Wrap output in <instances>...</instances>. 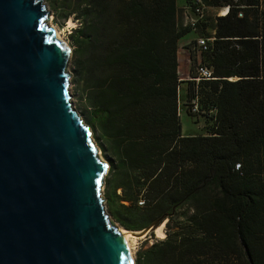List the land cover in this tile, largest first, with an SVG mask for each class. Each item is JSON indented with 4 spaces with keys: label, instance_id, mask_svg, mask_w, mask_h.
<instances>
[{
    "label": "trees",
    "instance_id": "trees-1",
    "mask_svg": "<svg viewBox=\"0 0 264 264\" xmlns=\"http://www.w3.org/2000/svg\"><path fill=\"white\" fill-rule=\"evenodd\" d=\"M201 2L230 8L203 53L212 79L188 80L189 112L214 113V132L192 137L178 115L177 50L197 34L196 78L205 21L184 26L177 0H57L59 18L79 23L72 68L94 111L107 188L121 192L114 219L127 231L165 221V238L136 264H264V0Z\"/></svg>",
    "mask_w": 264,
    "mask_h": 264
},
{
    "label": "water",
    "instance_id": "water-1",
    "mask_svg": "<svg viewBox=\"0 0 264 264\" xmlns=\"http://www.w3.org/2000/svg\"><path fill=\"white\" fill-rule=\"evenodd\" d=\"M50 16L44 0H0V264H131Z\"/></svg>",
    "mask_w": 264,
    "mask_h": 264
},
{
    "label": "rangeland",
    "instance_id": "rangeland-1",
    "mask_svg": "<svg viewBox=\"0 0 264 264\" xmlns=\"http://www.w3.org/2000/svg\"><path fill=\"white\" fill-rule=\"evenodd\" d=\"M44 2L47 4L48 9L51 13L50 19L47 23L51 22L53 25H55V27L58 28L62 37L68 42V44L71 47L72 58H73L74 46L72 44L73 41L71 40V35L79 27V23L75 21L73 17H70L67 20L59 18L57 0H44ZM220 11L221 10L219 9V12ZM203 33L204 34H199V35H204L206 37L209 36L205 32ZM184 50H185L184 41H181L178 46L177 57L181 56V53ZM184 52H187V51H184ZM189 55H190V52H189ZM72 58L69 63V70L72 74L71 84H70L71 98H72L74 107L79 112L81 118L84 120V122L87 125H89V122L94 120V117H93L94 111H93V108H91L88 104V101L85 95L86 91L75 80V77H74L75 74L72 68ZM189 64H191V59H190ZM185 69L186 68L182 66L178 72V76L180 80L182 81L178 88V115L180 117V122L182 125V135L192 136V137L193 136H210L214 132V120L211 119V115H214V113L207 109H203L202 114H195L193 111L189 112V107L187 104V91H188V86H189L188 80H190L189 78L190 73H188L189 71H186ZM236 80L237 78L229 79V81H236ZM91 131H92L93 139L97 143L96 138L98 137V134L95 133L92 128H91ZM97 145L99 147L98 143ZM101 154H102V157L104 158L102 150H101ZM107 177H108V173L104 179V189H103V195L106 200L105 202L106 209L109 215L111 216V219L113 220V222L117 224L118 226H120L114 219V213L117 211L119 207L120 202L118 199V195H120L121 192L118 191V193L116 194L113 192V190H108L107 184H106ZM156 229H154L147 237H135L132 235L130 236V239H129L130 244H131L130 246L133 252L134 259H136L137 253L143 246L147 248L152 245V243L154 242V239H163L157 236ZM162 231L164 232L166 236V226L162 228Z\"/></svg>",
    "mask_w": 264,
    "mask_h": 264
},
{
    "label": "built area",
    "instance_id": "built-area-1",
    "mask_svg": "<svg viewBox=\"0 0 264 264\" xmlns=\"http://www.w3.org/2000/svg\"><path fill=\"white\" fill-rule=\"evenodd\" d=\"M196 5L194 8L193 6ZM229 6L226 7H220V16H225L229 12ZM206 7L203 5L201 0H193V5H185L183 7V21L184 26H191L192 28H195L198 24H201V22L205 21V12ZM214 39L211 38H204L200 37L197 39V44L194 48L195 53V70L197 77L191 78V80H194L196 82H199L201 80H210L212 79V69L205 66L203 63V53L206 51H209V47L211 42H213ZM192 66V65H191ZM193 111H197V106L194 105Z\"/></svg>",
    "mask_w": 264,
    "mask_h": 264
},
{
    "label": "bare ground",
    "instance_id": "bare-ground-1",
    "mask_svg": "<svg viewBox=\"0 0 264 264\" xmlns=\"http://www.w3.org/2000/svg\"><path fill=\"white\" fill-rule=\"evenodd\" d=\"M70 24V23H69ZM49 27L51 28V30L53 31V35H54V38L58 41V43L60 44V46L62 47V49L65 51V53L69 56L70 60L72 58V49L70 47V45L68 44V42L62 37L60 31L58 30L57 27H55V25H53L51 22L48 23ZM68 72H70L69 70V66L67 68ZM71 73V72H70ZM72 76V74H71ZM74 105V104H73ZM80 116V114H79ZM81 117V116H80ZM82 119V118H81ZM83 120V119H82ZM83 123L86 125V128L89 132V134L92 136V131L89 127V125H87L84 120H83ZM97 152H98V157H99V162H100V167H101V172H102V179H103V185H102V189H104V179L109 171V164L108 162L102 157V154H101V150L100 148L97 147ZM112 221V224L115 228V231H116V234H117V237L122 245V247L124 248L131 264H136L135 262V259H134V256H133V252H132V249H131V244H130V236L132 234H130L129 231L123 229L121 226H118L117 224H115L113 222V220L111 219ZM165 226V223L161 224L157 229H156V233H157V236L159 238H165V234L164 232L162 231V228ZM133 236V235H132Z\"/></svg>",
    "mask_w": 264,
    "mask_h": 264
},
{
    "label": "crops",
    "instance_id": "crops-1",
    "mask_svg": "<svg viewBox=\"0 0 264 264\" xmlns=\"http://www.w3.org/2000/svg\"><path fill=\"white\" fill-rule=\"evenodd\" d=\"M186 2H187V0H177L178 18L181 21L183 20L181 10L186 5ZM219 9L220 8H218V7H206L205 12H204L205 24H207L206 29H205V33L207 35H209L208 37L211 39H214V37H215L217 17H220ZM196 37H197V34L195 32L191 31V32L187 33L183 38H181L180 42L184 41V47H185L184 51H187L188 53L183 51L181 53V56H178V71L183 66L186 68L185 70L189 71L188 73H190L191 64H189V63H190L191 56L189 55L190 51H189L188 47H189L190 43L196 39Z\"/></svg>",
    "mask_w": 264,
    "mask_h": 264
},
{
    "label": "clouds",
    "instance_id": "clouds-1",
    "mask_svg": "<svg viewBox=\"0 0 264 264\" xmlns=\"http://www.w3.org/2000/svg\"><path fill=\"white\" fill-rule=\"evenodd\" d=\"M227 15V14H226Z\"/></svg>",
    "mask_w": 264,
    "mask_h": 264
}]
</instances>
